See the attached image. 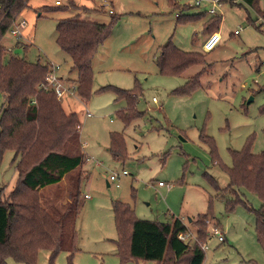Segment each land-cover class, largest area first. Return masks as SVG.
Here are the masks:
<instances>
[{
    "label": "rangeland",
    "instance_id": "rangeland-1",
    "mask_svg": "<svg viewBox=\"0 0 264 264\" xmlns=\"http://www.w3.org/2000/svg\"><path fill=\"white\" fill-rule=\"evenodd\" d=\"M55 1L31 0L17 19V24L25 21L20 34L9 32L3 43L30 62L59 64L57 73L69 85L77 73L56 42L58 21L76 16L113 22V28L93 59L91 96L83 99L75 92L59 99L67 113L76 112L80 118V151L85 160L60 183L41 191L44 205L54 206L66 221L63 250L54 264H69L75 228L79 236L72 264H158L122 260L115 242L119 236L116 202L132 206L140 218L168 222L179 217L194 234V221L209 213L203 264H264L253 209H259L261 201L241 187L239 196L247 204L237 202L232 209L237 196L227 188L231 178L226 168L232 165L233 150H242L248 141L252 152L264 151V24L256 7L242 0H222L212 14V0H200V5H194L195 0H177L178 6L170 0H59L60 7ZM212 18H220L211 28L219 31L221 40L207 52L205 24ZM169 40L183 51L201 53L204 60L181 74L161 72L156 59ZM198 73L201 86L194 92H175ZM136 88L142 91L136 100L142 114L127 124L119 111L129 103L119 97L118 89ZM4 102L0 94V117ZM112 133L123 138L126 154L121 159L110 150ZM17 164L13 150L0 151L1 200L10 199L17 184ZM123 169L128 174L116 186L111 175ZM159 181L166 185L159 186ZM77 189L80 203L69 208L64 203ZM217 223L224 241L214 234ZM49 257V250H40L38 264H49ZM7 260L26 264L12 256Z\"/></svg>",
    "mask_w": 264,
    "mask_h": 264
},
{
    "label": "trees",
    "instance_id": "trees-1",
    "mask_svg": "<svg viewBox=\"0 0 264 264\" xmlns=\"http://www.w3.org/2000/svg\"><path fill=\"white\" fill-rule=\"evenodd\" d=\"M170 2L178 6L177 0ZM242 2L256 7L259 18L264 19V0L262 7L259 0ZM30 6L31 0H0V94L5 100L0 117V151L10 149L15 152L19 171L10 199H0V264H8L9 256L26 264H38L42 249L50 251L49 264H54L56 256L63 250L66 221L64 214H58L54 206L44 205L41 191L60 183L85 160L84 153L80 151L78 129L81 121L78 114L67 113L54 92L41 87L49 69L48 62H30L3 43L20 14ZM45 8L47 11L54 10L50 6ZM215 21L219 24L220 18L206 22L208 35L216 31L211 28ZM56 28V42L70 56L72 70L77 73V94L88 99L92 93L93 59L111 34L113 22L97 23L71 16L60 19ZM160 48L156 62L160 71L166 74H181L204 60L201 53L183 51L172 40ZM200 76L201 73H198L191 77L175 92L191 94L201 86ZM118 93L129 103L127 109L119 111L120 117L129 124L134 117L142 114L136 107V100L142 91L139 88L118 89ZM34 100L37 105L33 104ZM203 138L212 142L207 135ZM110 150L117 159L126 154L121 135L112 133ZM232 156V165L226 166L231 178L227 188L235 192L237 200L230 207L233 209L237 202L246 203L239 196L241 187L258 195L261 206L253 209L257 215V238L264 251V151L252 152L251 142L248 141L242 150H233ZM78 178L81 180L82 176ZM80 198L79 189L72 191L64 205L75 208ZM78 213L76 211V219ZM114 214L119 234L115 242L123 261L143 259L158 264H182L183 261L187 264L204 263L205 250L198 243L191 245L179 238V233L187 227L180 218L168 222L140 218L132 206L122 202L115 203ZM209 217L206 213L200 221H194L201 243H205L210 235L205 222ZM71 233L69 264H72L77 251L79 236L76 228ZM169 251L172 256H168Z\"/></svg>",
    "mask_w": 264,
    "mask_h": 264
},
{
    "label": "built area",
    "instance_id": "built-area-1",
    "mask_svg": "<svg viewBox=\"0 0 264 264\" xmlns=\"http://www.w3.org/2000/svg\"><path fill=\"white\" fill-rule=\"evenodd\" d=\"M212 3V8L210 9V13L214 14L216 12V9L218 7V5L221 3V0H212L210 1ZM202 2L200 0H195L194 5H200ZM56 4L60 5L62 3H60V1H56ZM113 10L110 9V13H112ZM178 15V14H177ZM262 24H264V19L261 18ZM260 19V20H261ZM17 20L15 22V24L13 25V27L11 28L10 32L13 35L18 36L20 34V26L21 25H25V21H19V24H17ZM236 34H239V30L235 31ZM221 40V34L219 33V31H214L211 34L208 35L206 41L203 44L204 50L205 51H211L213 50L217 44L220 42ZM263 65H264V60L262 61ZM49 65V69L47 71V74L45 76V80L44 82L41 84V86L47 90H52L54 92V94L57 96L58 99H62V97H64V95H66L67 93L73 94V93H77V83L76 81H72L69 85L64 79L63 77H61L57 72L59 71V69L61 68V66L59 64H56L54 62H48ZM154 101H156V98H154ZM34 105H37L36 100L33 101ZM90 115V113H88ZM87 159H89V157H87ZM128 174V171L126 169H123L121 173H115L111 175V181L113 183L116 184V186L120 185V179L121 176H124ZM159 186H165L166 183L163 181H159L158 182ZM85 198H90L89 194L85 195ZM214 234L217 235L218 239L220 241H224L225 240V234L223 233V231L221 230V228L219 226H215L214 227ZM179 238L182 239L183 241L190 243L191 241H193L194 245L196 243H198L202 249L206 250L208 249V245L205 243H201L198 238H197V234H194L192 231H190L188 229V227H186V230L181 231L179 233Z\"/></svg>",
    "mask_w": 264,
    "mask_h": 264
},
{
    "label": "crops",
    "instance_id": "crops-1",
    "mask_svg": "<svg viewBox=\"0 0 264 264\" xmlns=\"http://www.w3.org/2000/svg\"><path fill=\"white\" fill-rule=\"evenodd\" d=\"M56 1H59V0H56ZM56 1H55V2H56ZM57 5H58V4H57ZM61 5H62V4H61ZM80 13H81V12H80ZM67 176H68V175H67ZM65 177H66V176H65ZM65 177H64V178H65ZM85 195H86V194H85ZM178 218H179V217H178ZM181 220H182V219H181Z\"/></svg>",
    "mask_w": 264,
    "mask_h": 264
}]
</instances>
